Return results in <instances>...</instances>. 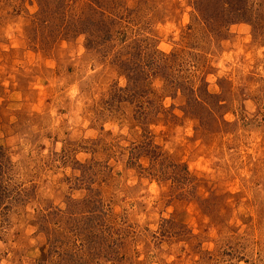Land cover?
I'll return each instance as SVG.
<instances>
[{
    "label": "rangeland",
    "instance_id": "1",
    "mask_svg": "<svg viewBox=\"0 0 264 264\" xmlns=\"http://www.w3.org/2000/svg\"><path fill=\"white\" fill-rule=\"evenodd\" d=\"M217 5L0 0V264H264V0Z\"/></svg>",
    "mask_w": 264,
    "mask_h": 264
},
{
    "label": "trees",
    "instance_id": "2",
    "mask_svg": "<svg viewBox=\"0 0 264 264\" xmlns=\"http://www.w3.org/2000/svg\"><path fill=\"white\" fill-rule=\"evenodd\" d=\"M197 1H199V3H200V5H201V2L203 1V0H197ZM207 1H212V3H213V5H214V7H215V9H216V11H209L208 9H203V12H204V14H205V16L208 18V20L212 23V22H214V20L217 18V20H218V16H221L223 13H222V9L217 5V0H207ZM232 5L233 4H231L230 5V7L232 8ZM205 7V6H204ZM237 11V10H236ZM235 11V12H236ZM208 13H211L210 15H208Z\"/></svg>",
    "mask_w": 264,
    "mask_h": 264
}]
</instances>
